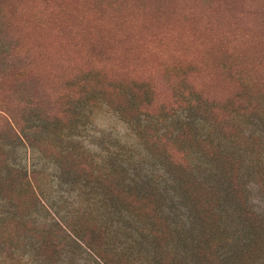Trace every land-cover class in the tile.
<instances>
[{
  "label": "rangeland",
  "instance_id": "374dc122",
  "mask_svg": "<svg viewBox=\"0 0 264 264\" xmlns=\"http://www.w3.org/2000/svg\"><path fill=\"white\" fill-rule=\"evenodd\" d=\"M214 242L264 264V0H0V264Z\"/></svg>",
  "mask_w": 264,
  "mask_h": 264
},
{
  "label": "trees",
  "instance_id": "16d2710c",
  "mask_svg": "<svg viewBox=\"0 0 264 264\" xmlns=\"http://www.w3.org/2000/svg\"><path fill=\"white\" fill-rule=\"evenodd\" d=\"M236 68H238V66L236 67ZM141 111L143 112V110L141 109ZM231 173V172H230ZM229 173V174H230ZM233 175V174H232ZM230 177H231V181L232 182H234L235 181V177H233V176H231L230 175ZM31 196H32V198H33V194L31 193ZM133 203H136V204H133ZM143 202L142 201H137V200H134V201H132V206H133V213L134 212H136V214L137 215H135V214H133V216L136 218H134V220H136L135 222H136V224L137 225H139V228L137 229L138 230V233H139V235H142V233L140 234V231L142 230V228H140V227H142V226H145L146 227V224L145 223H143V220H142V215H143V213H148V205H146V202L144 203V205L142 204ZM190 215H192V214H190ZM191 219V218H190ZM145 227H143V229H145ZM192 229L190 228L189 230H187V231H191ZM216 230L218 231V227H216ZM149 235H150V237H152L153 236V234H150L149 233ZM89 234H85L84 236H83V238H82V240L84 241V243H86L87 245H90V246H92L93 245V243L92 242H89L87 239L89 238ZM215 243L217 244V242H214V243H212V244H210V245H208V252H203V251H198V252H196V255H197V257H198V264H218V262L220 263V259H223V256L221 255V253L220 252H217V250H216V246H215V249H214V245H215ZM257 243V242H256ZM174 244H177L176 242H174ZM180 244H181V242H180ZM179 244V245H180ZM183 244V243H182ZM154 245V247L156 248V249H158V244H153ZM169 245H172V244H167L166 246H165V251L168 249L167 247L169 246ZM219 245V244H218ZM186 247H188L186 244L185 245H182V248H186ZM159 249H160V251H162V247L160 246L159 247ZM49 251V249L48 248H46L45 249V251ZM168 254L170 255V252H168ZM98 255V257L101 259V260H103L102 259V257H101V255L98 253L97 254ZM194 255V254H193ZM28 257V256H27ZM160 262H161V260H160V253L157 251V253L155 254V249H154V251L153 252H151V253H149L147 256H146V263L145 264H160ZM242 264H245V263H243V261H242Z\"/></svg>",
  "mask_w": 264,
  "mask_h": 264
}]
</instances>
